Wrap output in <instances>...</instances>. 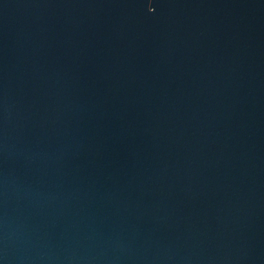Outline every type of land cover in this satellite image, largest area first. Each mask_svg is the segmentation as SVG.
<instances>
[{
    "label": "water",
    "instance_id": "95a60500",
    "mask_svg": "<svg viewBox=\"0 0 264 264\" xmlns=\"http://www.w3.org/2000/svg\"><path fill=\"white\" fill-rule=\"evenodd\" d=\"M0 264H264V0H0Z\"/></svg>",
    "mask_w": 264,
    "mask_h": 264
}]
</instances>
